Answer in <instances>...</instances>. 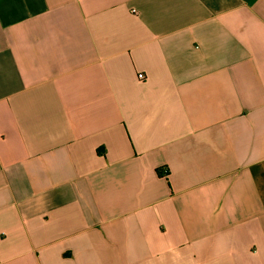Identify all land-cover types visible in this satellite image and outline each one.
<instances>
[{
    "label": "crops",
    "instance_id": "obj_1",
    "mask_svg": "<svg viewBox=\"0 0 264 264\" xmlns=\"http://www.w3.org/2000/svg\"><path fill=\"white\" fill-rule=\"evenodd\" d=\"M0 264H264V0H0Z\"/></svg>",
    "mask_w": 264,
    "mask_h": 264
},
{
    "label": "built area",
    "instance_id": "obj_2",
    "mask_svg": "<svg viewBox=\"0 0 264 264\" xmlns=\"http://www.w3.org/2000/svg\"><path fill=\"white\" fill-rule=\"evenodd\" d=\"M139 78L141 79V80H144V79H146V74L145 73H139Z\"/></svg>",
    "mask_w": 264,
    "mask_h": 264
}]
</instances>
